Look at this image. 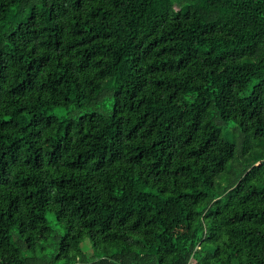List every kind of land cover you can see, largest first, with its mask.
<instances>
[{"label": "trees", "instance_id": "16d2710c", "mask_svg": "<svg viewBox=\"0 0 264 264\" xmlns=\"http://www.w3.org/2000/svg\"><path fill=\"white\" fill-rule=\"evenodd\" d=\"M0 264H264V0H0Z\"/></svg>", "mask_w": 264, "mask_h": 264}, {"label": "rangeland", "instance_id": "374dc122", "mask_svg": "<svg viewBox=\"0 0 264 264\" xmlns=\"http://www.w3.org/2000/svg\"><path fill=\"white\" fill-rule=\"evenodd\" d=\"M112 108H113V100L110 99L106 103L105 108L98 110V112L101 114H109V113H111ZM73 110H75V109H73ZM65 113H67V111H64V109H56L53 111V114H56V115H64ZM50 220H53L52 217H50ZM89 245H90L89 239H87L82 245V248L84 249V251L88 255V257L90 258V257H93L95 255H98L99 252L94 251Z\"/></svg>", "mask_w": 264, "mask_h": 264}]
</instances>
